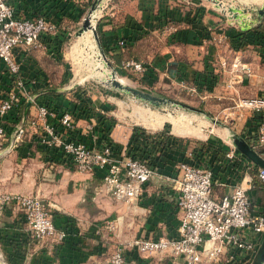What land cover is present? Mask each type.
Masks as SVG:
<instances>
[{
  "label": "built area",
  "instance_id": "2783aa9c",
  "mask_svg": "<svg viewBox=\"0 0 264 264\" xmlns=\"http://www.w3.org/2000/svg\"><path fill=\"white\" fill-rule=\"evenodd\" d=\"M57 29L55 20L40 14L19 15L9 0H0V68L10 78V88L0 99V136L5 131L1 119L4 120L12 111L20 110L23 102L26 104L29 101V107L35 110L36 122L42 125L43 131L36 133L39 145L80 172L98 174L107 191L116 199L135 203L143 192L144 184L156 174V168L149 165L146 158L130 151L129 138L134 126L126 143L118 142L111 135L114 126L109 141H106L97 136L96 118L91 116L84 125L89 134L87 141L74 136L79 118L69 109L56 111L29 92L17 54L19 51L49 50L50 38L56 35ZM227 40V32L221 26L206 27V33L200 39L213 45ZM126 44L124 38L117 40L120 48L126 47ZM219 66L231 75L227 81L230 87L243 82L244 76L255 75L253 68L238 57L229 66L224 56H220ZM122 67H130L136 72L149 70L148 65L133 60L122 61ZM183 82L181 86H184ZM189 89L198 91L194 81ZM259 91L255 97L243 99V103L252 110V115L257 116L255 140L251 141V145L248 142L256 152L257 147L264 144V79L259 81ZM63 95L66 99L76 100V92L73 99ZM29 107L26 113L23 110L22 120L20 118L21 121L15 124L10 143L17 142L24 134ZM95 110L104 113L97 106ZM30 124L34 125L35 120ZM154 133L145 130L143 136L146 141H151L155 138ZM196 152L195 146L186 149L174 170L166 176L176 191L177 236L134 237L115 247L110 264H125L126 249H135L138 255L146 258L156 254L167 256L168 260L161 264H213L222 258L233 264H251L264 237V214L253 209L248 187L243 183L236 185L229 193L214 194V171L199 161ZM225 157L238 165V170L255 166L251 160L244 161L233 147L225 153ZM257 175L264 180L263 167L258 166ZM6 215L23 222L32 238L46 243L50 253L66 237V231L56 227L44 200L38 195L0 191V226ZM115 225L114 220L107 219L102 228L113 230Z\"/></svg>",
  "mask_w": 264,
  "mask_h": 264
},
{
  "label": "rangeland",
  "instance_id": "374dc122",
  "mask_svg": "<svg viewBox=\"0 0 264 264\" xmlns=\"http://www.w3.org/2000/svg\"><path fill=\"white\" fill-rule=\"evenodd\" d=\"M125 1L82 0L80 2L84 9L80 17L64 21V25L68 27L69 34L60 47L58 53L60 60L56 61L50 58L44 62V68L50 79L49 87L59 89L60 91L58 92L68 97H71L76 92L75 90H79L92 102H96L100 107L104 106L106 109L104 110V115L115 121L112 130L113 137L120 141L125 139L127 128L131 126H138L153 132L171 131L172 127L168 121L157 129L146 127L143 124L140 125L136 114L133 112V108L137 106L149 107L161 112H170L174 115L194 116V124L199 119L208 122L212 121L213 123V120H215V123L220 127L231 125L235 130L240 129L244 116L252 113L250 107L243 103V99L256 96V94L252 95L256 91L255 86L240 85V83H235L231 87L228 86L227 81L231 75L221 68L220 83L215 90L219 96H210L203 99L200 97L201 93L199 91H191L189 89L192 85L190 78L186 77L187 79L183 82L184 86L178 83L168 86L164 76L157 74L158 79L154 80L153 77L150 78L151 76L146 73L147 71L136 72L130 67H122V61L133 60L151 68L155 54L134 55L135 53L133 54L131 50L125 48L119 54L120 59L117 61L111 54L103 52L100 44L101 31L98 23L106 16L109 19H115L117 13H119L116 11L117 8ZM201 1L208 8L213 9L212 11L219 13L218 15L221 18L216 23H221L220 26L224 29L227 27H241L239 19L232 18L233 13L229 11L230 8H235L237 12L242 11L240 13L241 16L249 17L252 15V18L259 15L257 9L262 3L249 5L237 0H199V2ZM211 15L214 16L213 14ZM84 18L89 19L90 25L83 26ZM83 31H89L93 39L94 56L100 62L98 66H100L102 74L95 73L94 69L86 65V67H81L80 65L78 67L80 70L75 67L74 62H79L82 59V55L80 56L81 53H77L78 59L75 61L71 57V50L77 42V36ZM152 37L158 52H164L167 45L176 43L167 44L165 37L161 36V33ZM154 46H150V48H154ZM181 47L183 49L178 52H174V47H168L167 55L173 52L176 54L174 56L176 57L175 59H180L187 63L192 69L195 68L193 66L201 67L204 65V57H208L215 66H219V55L224 56L229 66L235 58L234 50L229 44V40L220 45L206 42L205 47H199V44L193 41L191 44H185ZM245 55L247 54L241 53L239 59L245 60ZM252 68L253 70H260V67L252 66ZM63 77H67L65 83H62ZM114 80L119 81L122 86L114 84ZM0 82H2L1 78ZM132 89L165 98L166 102L149 101L134 93ZM6 93L7 87H0V99ZM23 110L24 106L22 107V116ZM9 114L4 120L1 119L4 125L6 123V126L4 134L0 136V191L38 195L44 200L45 207L51 214L54 224L58 226L56 227L58 229L65 228L67 232H75L74 234L76 235H79L81 231L80 225L90 222L102 227L105 220H114L116 223L115 228L113 230H104L110 241L115 245L120 242L130 241L134 237L141 235L142 230L146 229V224L159 227L158 220H154V224L147 221L150 215L149 212L137 208L136 204L116 199L107 191L103 183L94 181V179L90 181V178L85 177L86 173L76 170L65 161L47 157L41 150V145H37L38 143L31 137L43 131L42 125L36 122L35 110L27 115L28 121L21 139L10 143L11 133L15 124L7 121ZM32 120H35L34 125L30 124ZM208 122L203 128L204 133L208 132ZM165 123L168 126L165 127ZM12 125V130L8 133ZM182 137H185L188 141L199 143V137L190 135H183ZM257 150L264 158V153H261V151L264 152V144L258 146ZM157 201L158 199L155 202ZM1 222L0 264H24V260L28 256L29 245L31 242H36V240L32 238L31 233L26 231L24 232H26L27 236L23 238L21 233L23 230L22 225L18 226L17 223V225L14 223L8 225L5 220ZM21 223L24 225L23 222ZM25 238L27 243L25 251H23L17 245L24 241ZM23 253L24 256L21 258ZM167 260V256L156 254L151 256L149 264H161Z\"/></svg>",
  "mask_w": 264,
  "mask_h": 264
},
{
  "label": "crops",
  "instance_id": "0c3cea01",
  "mask_svg": "<svg viewBox=\"0 0 264 264\" xmlns=\"http://www.w3.org/2000/svg\"><path fill=\"white\" fill-rule=\"evenodd\" d=\"M70 1L74 3L75 1L81 2L82 0ZM9 2L16 7L19 15L31 14L33 10L41 9L42 7V10L44 7L50 8V12L53 13L58 11L57 6L63 3L60 2V4L56 3V5H54L55 0H9ZM247 4L254 5L258 3L252 2L251 4ZM199 6L203 8L201 23L197 25L189 23L187 19L192 17L195 9ZM212 10L213 9L208 8L202 1L199 2V0H126L125 3L119 5L117 8L116 11L119 13H117L115 19H109V17L106 16L98 23V27L101 31V49L103 52L111 55L120 54L125 48L131 50L133 54L135 53L134 55L147 53L155 54L151 68L149 67L146 73L151 76L150 78L153 77L154 80L158 79V75L164 76L168 86H172L174 83L180 84L187 78L193 81L194 71L202 72L206 64L208 65V70H212L213 73L216 74V81L210 89L202 88L199 90V93H201L200 97L205 99L210 96H219L215 90L220 83L221 67L218 65L215 66L208 57L203 56L204 65L201 67L193 66L195 68L192 69L187 63L180 59H175L176 57L174 56H176V54L173 52L167 55L169 50L168 47H174V52H178L183 49L181 47L182 45L191 44L193 41L196 42L198 38L199 47H205L206 43L201 42L200 39L206 33V27L220 26L221 24L216 23L221 18L218 15L219 13ZM251 16L252 15L249 17L241 16L240 18V20H245L248 28L258 25L261 18L264 17V15H257L251 18ZM51 19L55 20L52 15ZM66 20H69V18L59 19L56 16L55 21L60 28V30H58L59 36L58 38L55 36L51 37H55V40L50 44L49 50H35L29 53L19 51L17 54V60L21 65V72L27 86L29 88L32 86L39 88L38 90L35 88V91L29 89V92L35 95L38 101L56 102L61 98L60 92H58L60 91L59 89L49 87L50 79L44 68V62L48 61L50 58L55 59L58 40L65 37V35L68 36V27L64 25V21ZM160 33L161 36L165 37L167 44L176 42L171 45L169 44V46L167 45L164 52H158L154 46V41H152V39H154L152 36H158ZM119 38L126 39L129 44L124 48H120L117 45V40ZM181 40L183 41L180 42ZM150 46H154V48H150ZM233 50L235 54L234 57L239 58L241 53H245L248 56L245 55L246 58L245 60H241L242 62L248 63L251 67H260V70H253L255 75L251 77L244 76L243 82L240 83V85L255 86L256 91H252V95H258L260 93L259 81L264 79V59H261L259 48L252 44H248L241 49ZM220 56L222 55L218 57ZM207 62L211 64L209 65ZM0 78L2 79L0 87H6L4 82L6 77L3 75V70L1 68ZM210 84L211 83L207 82L208 86ZM65 96L68 97L67 95ZM70 98L73 99V94ZM163 99L165 100L164 102H166V99ZM33 111L34 108L29 107L28 112L32 113ZM252 116V113L245 115L240 129L236 130L231 125L220 127L215 122L209 121L208 132L205 133L203 137H199V143L188 141L185 137H182V135L174 133L171 128V131L168 132L170 137L169 141L173 139L170 150L171 158L166 159L162 157L159 162L160 167L156 169V174L144 184L141 196L135 203H132L136 204L137 208L149 212L150 215L147 221L154 224V220H158L159 227L146 224V229H143L139 236L153 238L177 236L178 217L175 205L176 191L172 183L166 179V176L174 170L176 162L181 159L184 151L194 146L197 149L196 154L199 156V161L209 166L214 171V194L222 195L229 193L236 185L243 183L244 186L248 187L247 192L252 202L253 209L264 214V188L252 184V174L250 171L252 168L248 169L245 167L238 170L239 166L225 157V153L233 147L244 161H250L248 157L237 149L235 139L242 138L247 141V143L249 142V144L253 139L255 140V121ZM85 121L86 119L82 118L76 120L77 129L73 134L76 137L79 136L88 141L89 134L84 128ZM131 130L132 126L127 128L123 141L116 140L120 143H126ZM111 135L113 136L112 133ZM85 177L90 178V181L94 179V181L102 183L101 177L96 173H86ZM243 178L245 179L244 182L242 181L244 180ZM246 180L248 182H246ZM157 199L158 201L155 202ZM3 220L7 221L8 225H12L13 223H17L18 226L22 225L23 230L21 233L23 238L27 236L26 232L28 231L17 218L6 215ZM80 230L79 235L74 234L75 232H67L66 238L62 243L56 246L52 253L48 252L46 243L42 241L31 242L29 245V252H27L28 256H26L27 259L24 260V264H110V256L115 250V247L121 242L115 245L108 238L104 228L90 222L80 225ZM150 259L151 257L146 258L138 255L135 249L125 250V264H149ZM213 264L233 263L222 258L219 262Z\"/></svg>",
  "mask_w": 264,
  "mask_h": 264
},
{
  "label": "trees",
  "instance_id": "16d2710c",
  "mask_svg": "<svg viewBox=\"0 0 264 264\" xmlns=\"http://www.w3.org/2000/svg\"><path fill=\"white\" fill-rule=\"evenodd\" d=\"M60 2H63V3L60 4ZM56 3L60 4L59 6H57L58 11H55L52 13L50 12V8L44 7V9L42 10L43 8L42 7L41 9L33 10L32 14H38V15L40 14V15H43L49 18H51V15H52L53 18H55V20H56V16L59 19L69 18L70 20V19L79 18L80 15L84 11L80 2L75 1L74 3H72L70 0H55L54 5H56ZM202 14H203V8L199 6L195 9V12L192 14V17L188 18L187 21L189 23L196 24V25L200 24ZM58 30H60L59 27L55 35V37L57 38L59 36ZM225 31L227 32L229 43L231 44V47L233 49L238 50V49L245 47L248 44H252L259 48L261 59H264V52H262L264 51V17L261 18L259 24L256 25L255 27L247 28V29H237L236 27H227ZM55 37L50 38V41H49L50 44L55 40ZM66 38H68L67 35H65V37H62V39H59L56 44L57 52H56L55 59L57 61L60 60L58 53L60 51L61 45L66 40ZM195 43L199 44V38L197 39ZM111 56L115 57L117 61H119L120 59L119 58L120 55L118 53L113 54ZM194 72L195 73L193 75V81L198 91L201 90L202 88L210 89L213 86L214 82L216 81V78H215L216 74H214L212 70H208V65L206 64L202 72H199V71H194ZM3 75L6 77L4 82L6 84L7 91H8V89L10 88V83H9L10 78L4 71H3ZM66 80H67V77H63L62 83H65ZM207 82L211 84L208 86ZM35 88H36L35 86H32L29 89L32 91L39 89V88H36V89ZM75 91H76V95H75L76 100L66 99L64 95L60 93L61 98L57 100L56 102L43 101V103H45L49 107L51 106L56 111H60L63 109H69L76 118L89 119L91 116L95 117L96 118L95 128H96L97 136H99L100 139L109 141V134L115 124V121L112 120V118L106 117L104 113H99L95 110V106L99 107L102 110H106L104 106L100 107V105H98L96 102H92L91 99L86 98L85 95L79 90L78 91L75 90ZM137 94L140 97L147 99L143 95H148L149 93L140 92ZM154 97L157 98V96H154ZM154 101L157 102L156 99ZM24 104L25 103L23 102L22 105L24 106ZM21 115H22V108L17 111H12L8 115L7 121L12 122L13 124H16L20 120ZM252 117L254 118V121H255L254 127H256L257 116L253 115ZM5 126H6V123H5ZM164 126L166 127L168 126V124L165 123ZM12 127L13 125L10 126L8 133L12 130ZM144 132H145V129H142L138 126L133 127V131L129 138V143H130L129 149L130 151H133L135 154L141 155L140 156L141 158H146L148 160L149 165L157 169L160 167L159 162L161 161L162 157H165L166 159L171 158L170 150L173 144V139L169 141L170 137H169L168 131H165V132L158 131L154 133L155 138L153 140L146 141L145 137L143 136ZM31 137L38 143L37 145H39L38 136L35 134V135H32ZM224 149H227V148H224ZM41 150H43L44 154L47 157H50L52 159H57L60 161L63 160V159H60L59 156L57 155H54V156L51 155L50 151L45 149L43 146H41ZM155 152H157L156 155H155ZM261 153H264V152L261 151ZM250 171L252 174V184L262 186L264 188V180L260 179L257 175L258 167L254 166L252 167ZM64 230L67 232V229L64 228ZM26 243H27V240L25 239L24 241H21L20 243H18L17 247H19L20 250L25 251ZM21 256H22L21 258H23L24 253ZM17 264H20V263H17Z\"/></svg>",
  "mask_w": 264,
  "mask_h": 264
},
{
  "label": "bare ground",
  "instance_id": "6f19581e",
  "mask_svg": "<svg viewBox=\"0 0 264 264\" xmlns=\"http://www.w3.org/2000/svg\"><path fill=\"white\" fill-rule=\"evenodd\" d=\"M242 3H261L263 0H237ZM100 11V10H98ZM97 12V11H96ZM76 42V41H75ZM72 59L76 61L78 59V54L81 53L82 59L79 62H74L75 67H86L89 66L94 69L98 74H102L100 62L96 60L94 56V44L93 39L89 34V31H83L79 36H77V42L72 47ZM86 65V66H85ZM78 70H80L78 68ZM77 72V71H76ZM133 112L136 114L140 125L143 124L146 127H151L154 129L160 128L164 122L168 121L171 124L172 131L178 135H190L195 137H203L205 133L203 132V127L208 121L199 119V121L194 124V116H187L183 114L174 115L170 112H161L158 110L151 109L149 107L137 106L133 108ZM136 120V119H135ZM197 121V120H196Z\"/></svg>",
  "mask_w": 264,
  "mask_h": 264
},
{
  "label": "water",
  "instance_id": "95a60500",
  "mask_svg": "<svg viewBox=\"0 0 264 264\" xmlns=\"http://www.w3.org/2000/svg\"><path fill=\"white\" fill-rule=\"evenodd\" d=\"M230 12L233 13L232 15V18L233 19H239V24L241 26L242 29H246L248 28V25L245 23L244 20H240V16H241V12H237V10H235V8H230L229 9ZM258 11V14L259 16H262L264 15V0L262 1L261 3V6L257 9ZM240 14V15H239ZM87 25H90L89 24V19L88 18H84V23H83V26H87ZM114 84H117L119 86H122L120 84L119 81L117 80H114ZM124 88H127V87H124ZM129 89V88H128ZM132 91L134 93H140L138 90H135V89H132ZM145 96L149 101L151 100H158L156 97L154 96H151V95H143ZM30 105V102L27 101L26 104H25V107H24V113L27 112V108L29 107ZM235 145L237 147V149L239 151H241L246 157H248L255 165L259 166V167H263L264 168V158L259 155V153H257L256 151H254L250 145L247 143V141H245L244 139L242 138H238V139H235ZM264 262V237H263V240L261 242V244L259 245L257 251H256V255H255V258H254V261L252 264H262Z\"/></svg>",
  "mask_w": 264,
  "mask_h": 264
},
{
  "label": "flooded vegetation",
  "instance_id": "af4514ba",
  "mask_svg": "<svg viewBox=\"0 0 264 264\" xmlns=\"http://www.w3.org/2000/svg\"><path fill=\"white\" fill-rule=\"evenodd\" d=\"M157 102H159V101H161V102H164L165 100L163 99V98H161V97H157ZM163 99V100H162Z\"/></svg>",
  "mask_w": 264,
  "mask_h": 264
}]
</instances>
